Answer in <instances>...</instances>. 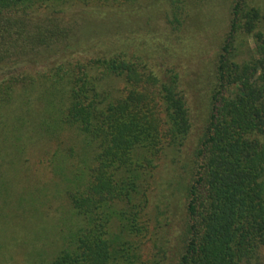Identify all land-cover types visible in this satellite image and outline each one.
<instances>
[{
    "label": "trees",
    "instance_id": "16d2710c",
    "mask_svg": "<svg viewBox=\"0 0 264 264\" xmlns=\"http://www.w3.org/2000/svg\"><path fill=\"white\" fill-rule=\"evenodd\" d=\"M137 1L0 0V68H8L0 80V135L13 103L33 111L42 101L37 93L45 96L31 132L53 144L39 157L67 204L66 215L51 225L56 239L41 249L42 264H146L141 250L158 161L168 151L176 172L188 167L194 116L178 66L156 72L123 46L86 54L91 40L103 36L131 47L143 38L169 51L184 15L191 16L188 0H156L142 9ZM107 4L117 10L111 18L99 10L70 14L77 5ZM159 11L168 26L153 24ZM53 55L62 58L44 73L33 68ZM214 57L210 111L193 149L184 214L170 213L177 187L163 190L152 264H264V9L255 0H233ZM14 124L11 131H19ZM63 127L80 136L81 152L63 145ZM9 173L0 165V201L45 204L40 191L31 202L32 191L4 194L13 188Z\"/></svg>",
    "mask_w": 264,
    "mask_h": 264
},
{
    "label": "rangeland",
    "instance_id": "374dc122",
    "mask_svg": "<svg viewBox=\"0 0 264 264\" xmlns=\"http://www.w3.org/2000/svg\"><path fill=\"white\" fill-rule=\"evenodd\" d=\"M181 2L185 1L181 0ZM255 2L264 9V0H255ZM185 3L188 5L191 16L184 13L185 20L180 26L181 31L175 38L176 32L171 41H169V51L157 47L151 40H142L143 38L136 40L131 47L122 39L103 36L104 38L101 37L97 41L95 40L96 38L92 39L91 41L95 42L91 44L90 41L89 44L91 46H86L87 55L110 54L115 51L114 49L120 50L123 47H125V50L133 48L136 54L148 62V66L156 72H161L160 69H164L168 63L175 64L182 74L184 88L188 92L194 116L193 132L189 143L186 145V150L191 157L186 171L179 172L175 171V164H173L168 151H165L158 161L150 190V205L148 208L150 217L149 232L141 250L146 264L153 263V254L156 251L154 241L158 234L154 233L159 228L158 219L156 218L157 205H160V195L163 190L170 192L169 189L177 187L174 190L175 196L172 198V202L176 201L178 204H176L175 210L172 207L170 213L174 217L184 214V203L187 198L186 187L191 181L192 174L193 149L202 136L203 127L210 111V97L215 84L212 81L214 76V55L219 50L228 29L230 8L233 0H188ZM151 4H157L156 0H139L135 5H140L138 8L142 9ZM113 7L110 4L101 8L77 5L72 7L74 10L71 9L70 14L75 11H79L82 14L99 10L102 11L101 14L105 17L111 18L117 11L116 7ZM123 8H127V5H123ZM127 10L133 11V8L128 7ZM162 13L159 11L153 14L155 16H153V24L160 23L163 28V26H168V22ZM65 16L68 17L69 15ZM178 38L180 39L178 40ZM249 42L251 48L253 41L250 40ZM64 56L67 57L68 55L64 54ZM69 57L71 58L72 56L69 55ZM61 58L58 55L48 56L38 64H33V68L39 70L40 73H44L46 66L51 63L55 64ZM7 73L8 68L1 67L0 80ZM117 86V90L121 92L125 83L120 81ZM37 95L40 96L38 98L42 99V101L33 103V106H31L34 107L33 111L23 110L13 103L10 110L11 114L6 112L4 113V118H2V121L9 123V126L4 132V137L0 135V153L6 152L7 154V157L4 155V161L3 159L0 160V165L7 172H10L9 178L12 179L13 188L10 192L3 190L2 187L1 189L4 194L12 196H14L13 193L20 194L32 191L34 195L28 194L32 198L28 197L29 202L36 201L38 191L47 199H45V204H17L13 203L12 200L6 203L0 201V264H42L40 259L45 258L47 254L43 253L41 249L52 245L46 241L56 239L51 237L53 236L51 225L61 219L62 212L63 216L67 213V204L63 199L59 182L44 167V162L39 157L42 154L41 151L48 152L53 144L44 139L36 138L34 132H31V124L36 122L37 113L40 110H44L47 104V99L41 92L37 93ZM12 122L15 123L14 128L19 131H11L13 130ZM60 135L64 146L79 149V152H81L80 146L77 147L80 143V136L77 137L73 129L63 127ZM261 137L263 140L264 135H261ZM23 145L25 149L21 150L22 158L19 159L21 164H23L21 170L23 169L24 172L21 174L20 170L16 174L15 168L16 165H19L16 160L18 158L16 157L18 155L16 150ZM12 173H14L16 180L12 177ZM19 176H21V179ZM168 184L171 186L169 187ZM60 225L62 226L63 223H60ZM175 242H177L176 237L173 239V244ZM34 248H37V250L35 251Z\"/></svg>",
    "mask_w": 264,
    "mask_h": 264
}]
</instances>
